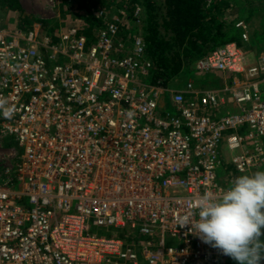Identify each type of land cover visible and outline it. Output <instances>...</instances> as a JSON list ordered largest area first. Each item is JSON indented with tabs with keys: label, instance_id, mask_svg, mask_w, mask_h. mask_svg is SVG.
<instances>
[{
	"label": "built area",
	"instance_id": "built-area-1",
	"mask_svg": "<svg viewBox=\"0 0 264 264\" xmlns=\"http://www.w3.org/2000/svg\"><path fill=\"white\" fill-rule=\"evenodd\" d=\"M142 14L99 6L92 36L0 19V96L17 109L0 112V264L227 263L177 218L264 171V53L254 66L227 43L153 84Z\"/></svg>",
	"mask_w": 264,
	"mask_h": 264
},
{
	"label": "trees",
	"instance_id": "trees-1",
	"mask_svg": "<svg viewBox=\"0 0 264 264\" xmlns=\"http://www.w3.org/2000/svg\"><path fill=\"white\" fill-rule=\"evenodd\" d=\"M233 1L121 0L115 6L108 0H79L78 9L83 12L82 21L89 25L88 33L92 36L95 30L104 26V22L96 16L99 6H113L112 10L116 13L123 9L130 16L136 5L142 6L139 29L147 55L154 65L151 82L160 81L162 86L171 87L179 77L185 80L186 76H194L193 64L227 43H236L244 53H248L244 51L243 30L236 25L239 22L248 24L254 14L264 11V6H254L249 0ZM236 5L244 9L242 13L234 8ZM0 10L19 12L18 26L21 29L31 27L30 16L24 13L19 0H0ZM195 77L206 85L211 76Z\"/></svg>",
	"mask_w": 264,
	"mask_h": 264
},
{
	"label": "clouds",
	"instance_id": "clouds-1",
	"mask_svg": "<svg viewBox=\"0 0 264 264\" xmlns=\"http://www.w3.org/2000/svg\"><path fill=\"white\" fill-rule=\"evenodd\" d=\"M17 111L0 96V112L11 119ZM198 216V219H197ZM180 227L191 229L204 243L222 250L238 264L264 260V171L244 174L220 195L205 192L195 198L189 211L177 218Z\"/></svg>",
	"mask_w": 264,
	"mask_h": 264
},
{
	"label": "rangeland",
	"instance_id": "rangeland-1",
	"mask_svg": "<svg viewBox=\"0 0 264 264\" xmlns=\"http://www.w3.org/2000/svg\"><path fill=\"white\" fill-rule=\"evenodd\" d=\"M115 6L119 4L121 0H108ZM123 1V0H122ZM125 1V0H124ZM210 3L211 0H206ZM233 1V0H228ZM239 2V0H237ZM254 6L262 7L264 6V0H249ZM21 8L24 13L30 16L31 26H40L41 29L49 30H61L71 25L82 24L83 12L78 9L79 0H19ZM235 2V0L233 1ZM127 3V2H126ZM125 3V4H126ZM113 7V6H112ZM110 7V9L112 8ZM238 6H234V8ZM113 9V8H112ZM239 9V8H238ZM244 9L240 8L239 11L242 13ZM8 15V16H7ZM0 19L2 25L5 27H12L15 24H18L20 20V13L17 11H4L0 10ZM22 22V20H21ZM20 22V23H21ZM246 25V33L248 41H246L245 50L248 53H244L248 58L247 62L251 65L256 66L258 59L264 53V11L257 12L254 14L251 21ZM192 76H189L185 79H188ZM199 80V79H198ZM209 86L220 88V84L223 82V79L217 76H211L208 78ZM176 84H173L172 87H175ZM169 98V96H167ZM249 130L245 131L248 133ZM227 156H234L239 154L240 150L229 152L227 149H224ZM228 168V166L226 167ZM218 173H222V168L218 169ZM95 233L99 236L106 235L107 232L111 229L102 228L98 230L93 227ZM226 264H238L237 261L233 260L231 257L228 258Z\"/></svg>",
	"mask_w": 264,
	"mask_h": 264
},
{
	"label": "crops",
	"instance_id": "crops-1",
	"mask_svg": "<svg viewBox=\"0 0 264 264\" xmlns=\"http://www.w3.org/2000/svg\"><path fill=\"white\" fill-rule=\"evenodd\" d=\"M8 16V15H7Z\"/></svg>",
	"mask_w": 264,
	"mask_h": 264
}]
</instances>
